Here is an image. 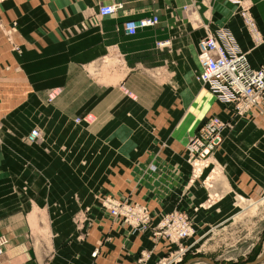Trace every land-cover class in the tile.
Listing matches in <instances>:
<instances>
[{
    "label": "crops",
    "instance_id": "obj_1",
    "mask_svg": "<svg viewBox=\"0 0 264 264\" xmlns=\"http://www.w3.org/2000/svg\"><path fill=\"white\" fill-rule=\"evenodd\" d=\"M118 2L108 18L98 15L108 0L0 6V264H140L143 253L156 264L170 251L130 237L104 196L147 204L154 224L181 208L203 233L264 199V106L235 116L196 80L201 25L264 65V0L248 1L260 42L223 0ZM151 17L155 27L124 34L125 22ZM83 116L93 124L74 123ZM209 116L231 129L193 180L185 146ZM34 130L41 141L29 144ZM152 161L154 177H141Z\"/></svg>",
    "mask_w": 264,
    "mask_h": 264
},
{
    "label": "built area",
    "instance_id": "obj_2",
    "mask_svg": "<svg viewBox=\"0 0 264 264\" xmlns=\"http://www.w3.org/2000/svg\"><path fill=\"white\" fill-rule=\"evenodd\" d=\"M4 0H0L2 2ZM236 7H244L247 0H223ZM193 6L185 7L184 10L191 11ZM121 9L118 0H108V3L98 10L100 18L113 16ZM239 16L246 26L247 32L255 42H259V32L250 8L239 9ZM158 24L157 17L142 20H129L122 25V30L126 36H134L139 30L153 28ZM205 30V36L198 42V56L201 71L199 72V82L207 87L216 97V102L224 108H229L233 115L243 116L253 108L260 109L264 106V65L254 68L249 63L245 54L239 52L232 41L225 33L218 34L208 31L207 26L201 25ZM228 35V34H227ZM168 43L158 44L163 47ZM231 124L220 120L216 116H209L197 129L196 133L188 140L185 146L186 163L190 166L192 179L197 180L210 170V160L215 151L222 144L221 134L225 130H230ZM39 138V132L34 130L30 133L28 141L33 143ZM149 172L156 171L154 164L150 165ZM210 173V171H209ZM211 174V173H210ZM108 206L110 202H106ZM116 205V204H111ZM206 206V205H205ZM110 214L113 217L120 215L116 207H112ZM179 215V214H176ZM179 220L176 225H171L169 219L166 224L170 239L177 243L180 240L189 238L191 226L187 222L186 216H175ZM193 227V226H192ZM165 237V234H162ZM6 241L0 238V257L2 248ZM190 248L182 251L175 264L180 263V257ZM96 253L92 256L94 257ZM169 264V263H168Z\"/></svg>",
    "mask_w": 264,
    "mask_h": 264
},
{
    "label": "rangeland",
    "instance_id": "obj_3",
    "mask_svg": "<svg viewBox=\"0 0 264 264\" xmlns=\"http://www.w3.org/2000/svg\"><path fill=\"white\" fill-rule=\"evenodd\" d=\"M6 1L7 0L0 2V6ZM248 1L249 0L244 3V7H237L238 15L239 9L247 7L250 8V10L252 9ZM189 13V15L192 16V14H194V8H192ZM241 21L243 23L244 29L247 32L246 26L244 25L242 19ZM255 46H257L256 43ZM198 76L199 73L196 75L197 82H199ZM201 86L204 87V89L212 95L214 101H216L215 95L207 87L203 86L202 84ZM171 94L173 97L178 95L176 93ZM87 117L83 116L80 118H75L74 123L77 125L88 123V125L91 126L93 123L90 122H93V120ZM38 141L39 138L33 143L29 141L28 142L29 144H35ZM152 164H154L153 161L150 163V165ZM150 165L143 170L141 177H149V175L154 177L156 171L149 172L148 169ZM190 177H192V173ZM165 192H168V194L171 195V191L169 189L165 190ZM208 199H210L209 196ZM106 202H110V205L108 206ZM100 205L110 217L116 220V224L121 225V227L127 231L130 237L150 234L151 240L155 244L162 242L165 246L170 247V251L160 258L156 264H175L174 261H177L179 256L182 254V251L186 250L188 247L190 249L180 257V263L178 264H186L192 259H195V263L192 264H206L202 260L204 258L209 259L216 264H248L259 259L264 251V199L259 204L250 203L241 205L242 211L238 212V216L236 215L237 218L235 216L232 220L227 222L214 224L213 226L216 225L215 227L217 228H214L212 231L210 230L207 233L197 232L194 229V222L191 219V216L185 210H182L178 207H176L172 212L162 215L157 223L154 224L153 216L147 204L132 203L127 200H117L104 196L100 199ZM112 207H116L118 209L120 213L118 218L113 217L110 214V212H112ZM85 211L84 214H86ZM180 215L182 218L186 216L187 222L189 225L192 224L193 227L190 225L191 235L189 238L175 243L170 239V235L166 233L172 232V230L169 231V228H167L166 225H163L168 222L166 220L167 218L169 219V223L171 225H176L179 220L176 219L175 216ZM85 216L83 221H77V225L81 229L84 227ZM82 224L83 227H81ZM162 234H165V237ZM3 239L5 240V238ZM171 247L174 249L171 250ZM150 258L151 256L148 253H143L140 256L139 263L144 264L148 262ZM261 264H264V262Z\"/></svg>",
    "mask_w": 264,
    "mask_h": 264
},
{
    "label": "water",
    "instance_id": "obj_4",
    "mask_svg": "<svg viewBox=\"0 0 264 264\" xmlns=\"http://www.w3.org/2000/svg\"><path fill=\"white\" fill-rule=\"evenodd\" d=\"M206 264H216V263H214V262H212V261H210L209 259H206V258H204V259H202ZM264 262V251H263V253H262V255L260 256V258L259 259H257L256 261H254V262H252V263H248V264H261V263H263Z\"/></svg>",
    "mask_w": 264,
    "mask_h": 264
},
{
    "label": "bare ground",
    "instance_id": "obj_5",
    "mask_svg": "<svg viewBox=\"0 0 264 264\" xmlns=\"http://www.w3.org/2000/svg\"><path fill=\"white\" fill-rule=\"evenodd\" d=\"M170 264V263H169Z\"/></svg>",
    "mask_w": 264,
    "mask_h": 264
}]
</instances>
